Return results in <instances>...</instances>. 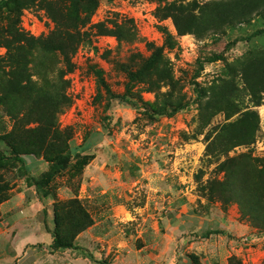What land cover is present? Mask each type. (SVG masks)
<instances>
[{
  "label": "rangeland",
  "instance_id": "374dc122",
  "mask_svg": "<svg viewBox=\"0 0 264 264\" xmlns=\"http://www.w3.org/2000/svg\"><path fill=\"white\" fill-rule=\"evenodd\" d=\"M93 1L36 0L21 25L35 37L55 31L54 18L79 26L72 72L58 53L40 51L30 74L71 100L60 105L56 126L72 156L95 158L52 184L58 201L79 199L94 224L72 236L65 222L77 249L52 251L56 201L37 195L25 176L49 164L26 158L25 169L4 172L11 191L0 205V264H194L191 256L199 264H264V11L239 8L244 0ZM173 3L196 8L191 34L179 36L164 19ZM160 27L175 36L174 49ZM149 44L164 57L146 69ZM214 54L224 57L198 73V62ZM95 69L108 85L99 102ZM179 106L171 117L156 113ZM25 110L19 96L0 103V146L5 135L25 138L22 130L35 126L22 120Z\"/></svg>",
  "mask_w": 264,
  "mask_h": 264
},
{
  "label": "trees",
  "instance_id": "16d2710c",
  "mask_svg": "<svg viewBox=\"0 0 264 264\" xmlns=\"http://www.w3.org/2000/svg\"><path fill=\"white\" fill-rule=\"evenodd\" d=\"M85 1L91 4L96 3L93 0ZM35 3L36 0L0 1V48L6 50V56L4 58L0 57V68L3 69L0 71V103L6 104L12 97L19 96L20 100L26 102V110L22 120L32 117L28 120L29 125H35L22 130L25 138H22L21 135L16 137L14 133H10L5 135L3 139L5 146H0V205L10 199L11 191L4 172L10 168H16L18 164L25 169L27 165L26 158L32 161L31 159L43 157L44 161L49 164V169L38 177H31L28 173L25 176L27 177L28 187L34 188L37 195L44 198L51 196L56 201L53 213V240L50 249L52 251L77 249L72 242L66 240L65 222L70 223L73 227L71 235L78 236L92 226L94 220L83 208L79 199H72L67 202L58 201L52 183L57 176L73 167L76 168L77 173H81L95 157L81 154L72 156L68 141L63 140V132L57 128L55 122L60 105L67 106L71 100L65 95V92L58 93V89L55 87H52L51 91H45L42 87H38L30 74V65L33 56L40 51H45L48 55L58 53L64 60L66 72H72L74 64L71 58L77 51L78 44L82 41V35L77 24L72 25V30H70L66 28L62 20L59 21L56 18L53 20L57 23L58 28L48 36L35 37L25 31L21 25L23 12ZM238 7H249L254 11L261 12L264 11V0H244L238 4ZM195 11L196 8L193 5L173 3L164 8V19L171 18L177 28L178 35L185 36L193 32L196 20H199ZM76 16L78 18V14ZM236 19L244 21L245 16L243 13H239ZM1 22L7 23L6 26H2ZM159 29L166 37V44L170 49H174L177 46L175 36L165 27ZM260 33L263 32L260 31ZM102 34L118 38L117 35L110 32H102ZM149 46L153 52L146 62V69L157 66L164 57L163 48L156 47L153 44H149ZM223 57V54H214L200 60L198 62V73L204 71L206 63L221 61ZM3 65H6L8 70L1 67ZM94 73L97 78L96 101L99 102L104 97L103 90L108 92V85L102 69H95ZM128 74L132 80L142 77L133 72ZM65 83L68 84L67 81ZM114 98L116 97L113 96L111 99ZM181 109V106L171 110L163 108L156 113L160 116L171 117ZM229 143L231 147L248 144L247 141L241 140L236 142L230 140ZM191 260L194 264H199L194 256H191Z\"/></svg>",
  "mask_w": 264,
  "mask_h": 264
},
{
  "label": "bare ground",
  "instance_id": "6f19581e",
  "mask_svg": "<svg viewBox=\"0 0 264 264\" xmlns=\"http://www.w3.org/2000/svg\"><path fill=\"white\" fill-rule=\"evenodd\" d=\"M263 110H264V108H263Z\"/></svg>",
  "mask_w": 264,
  "mask_h": 264
},
{
  "label": "crops",
  "instance_id": "0c3cea01",
  "mask_svg": "<svg viewBox=\"0 0 264 264\" xmlns=\"http://www.w3.org/2000/svg\"><path fill=\"white\" fill-rule=\"evenodd\" d=\"M20 254V253H19ZM18 257V256H17Z\"/></svg>",
  "mask_w": 264,
  "mask_h": 264
}]
</instances>
